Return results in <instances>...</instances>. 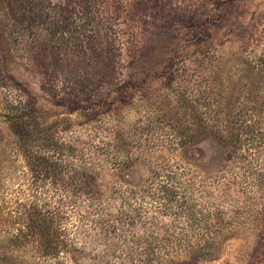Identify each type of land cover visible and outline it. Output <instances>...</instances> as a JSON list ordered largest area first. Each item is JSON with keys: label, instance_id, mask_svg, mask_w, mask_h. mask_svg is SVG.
I'll list each match as a JSON object with an SVG mask.
<instances>
[{"label": "rangeland", "instance_id": "obj_1", "mask_svg": "<svg viewBox=\"0 0 264 264\" xmlns=\"http://www.w3.org/2000/svg\"><path fill=\"white\" fill-rule=\"evenodd\" d=\"M21 104L62 141L102 149L103 197L119 180L146 177L151 162L163 159L231 180L239 153L226 151L218 136L195 139L200 159L171 154L168 146L172 128L195 129L205 107L224 114L243 109L256 129L241 130L240 154L252 149L247 155L261 154L264 164V0H0V215L31 178L6 123ZM109 151L117 166L126 161L117 175L105 162ZM236 181L226 199L207 196L224 209L222 218L208 212L212 222L220 218L222 231L205 256L182 247L188 239L204 241L202 226L180 230L173 215L152 210L153 231L120 223L113 230L111 222L96 231L69 208L60 224L42 225L52 227L51 256L36 248L41 231L32 229L18 241L19 253L0 257V264H134L133 254H142L137 247L148 250L152 235L176 243L173 250L158 244L154 264H264V221L248 223L250 203ZM107 214L116 221L119 205Z\"/></svg>", "mask_w": 264, "mask_h": 264}, {"label": "trees", "instance_id": "obj_2", "mask_svg": "<svg viewBox=\"0 0 264 264\" xmlns=\"http://www.w3.org/2000/svg\"><path fill=\"white\" fill-rule=\"evenodd\" d=\"M242 110L232 109L224 114L205 107L204 111H197L198 123L195 129L179 131L172 128L168 146L171 154L184 155V151H187L192 153L190 159H200V155L193 154L194 149L191 147L195 139L204 134L218 136L226 151L229 150L234 155L239 153L235 157L241 166L238 167L236 174H232L231 180H227V176L219 177V174L213 175L214 177L205 176L199 170L178 162L176 158L175 161L163 159L161 162H151L146 177L126 182L119 180L120 183L110 190L112 192L109 191V195L103 197L97 190L99 171L102 169L100 163L102 149L89 143L81 149L77 147L79 144L77 142L62 141L41 126L40 116L34 108L22 104L16 106L6 117V123L29 166L31 178L26 179L22 197L8 198V210L0 215V257L5 261L6 255L13 256L19 253L18 241L32 229L41 231L40 240H35L40 243L41 248L39 246L36 248L41 249L44 256H51V251L55 250L54 239L50 238L51 233L46 230L52 227L42 225L60 224L66 217H70L69 208L75 210L74 213L78 215L80 222H91L96 231H102L104 226L106 227V222L112 223L113 230L118 229L120 223L121 229L127 224L134 230L140 226L147 232L153 231L158 217L153 215L152 210H158L163 215H173L180 230L190 231L202 226L201 230L206 233L204 241L188 239L182 247L188 252L200 251L195 256H205V253L213 250L216 244L215 231H222V221L219 220L223 217L224 208L215 204L216 199L219 197L226 199L231 182L239 179L240 193L250 203L248 223L251 224L258 217L264 221V164L261 154L247 155L252 149L240 154L242 150L240 146L244 142L241 130L245 125L256 129L253 121L245 120L247 116L241 113ZM2 133L1 129L0 136ZM110 152L112 151L106 155L112 160L104 157L105 162L113 166L112 169L117 175L122 162L126 165V161L117 166V163H114L116 159ZM126 160L136 163L140 159ZM75 162L77 164H74ZM114 173L111 174L113 181L116 177ZM64 176H67L69 182H65ZM221 189L224 190L221 192ZM214 194L217 196L214 202H211L213 198L207 200V196L213 197ZM258 199H261V204ZM114 203L119 205V215L116 221H110L107 211ZM213 209L217 210L220 217L216 218L215 222H212L214 215L208 213ZM153 236L143 246L149 244L148 250L140 248L141 246L137 247L142 249V254L145 255L132 253L134 264H154L158 255L156 249L161 244L164 245L160 248L165 246L166 249H174L172 246L175 247L176 243L173 244L171 241L165 243L166 241H161L160 237ZM144 249L147 252H143Z\"/></svg>", "mask_w": 264, "mask_h": 264}]
</instances>
